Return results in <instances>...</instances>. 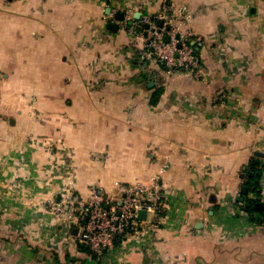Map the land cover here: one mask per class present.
Returning a JSON list of instances; mask_svg holds the SVG:
<instances>
[{
    "label": "crops",
    "instance_id": "1",
    "mask_svg": "<svg viewBox=\"0 0 264 264\" xmlns=\"http://www.w3.org/2000/svg\"><path fill=\"white\" fill-rule=\"evenodd\" d=\"M164 4L199 79L119 24ZM164 165L166 227L104 262L46 211L66 183L110 197ZM263 189L264 0H0V264H264V213L244 209Z\"/></svg>",
    "mask_w": 264,
    "mask_h": 264
},
{
    "label": "built area",
    "instance_id": "2",
    "mask_svg": "<svg viewBox=\"0 0 264 264\" xmlns=\"http://www.w3.org/2000/svg\"><path fill=\"white\" fill-rule=\"evenodd\" d=\"M184 12V7L164 4L152 17L134 20L124 15L119 24L140 41L146 57L166 76L185 74L199 79L203 75L200 57L191 44V33L184 32L179 22ZM166 168L164 165L160 169L149 186L120 183L110 197L94 185L84 200L73 184L66 183L46 203V211L59 223L74 228L78 242L96 262H104L112 251L131 243L141 244L145 237L166 227L169 195L161 178ZM259 201L264 205V189ZM141 213L145 214L143 218Z\"/></svg>",
    "mask_w": 264,
    "mask_h": 264
},
{
    "label": "trees",
    "instance_id": "3",
    "mask_svg": "<svg viewBox=\"0 0 264 264\" xmlns=\"http://www.w3.org/2000/svg\"><path fill=\"white\" fill-rule=\"evenodd\" d=\"M255 166H256V164L250 165V168H249L250 170H249V173H248L247 177L252 176V177H255L256 178L257 174H259V175L261 174L260 171H258V170L255 169L256 168ZM256 186L258 187V184ZM253 204L254 203L248 202L247 205H246V207L244 209L248 213H257L258 214V212L254 208Z\"/></svg>",
    "mask_w": 264,
    "mask_h": 264
},
{
    "label": "water",
    "instance_id": "4",
    "mask_svg": "<svg viewBox=\"0 0 264 264\" xmlns=\"http://www.w3.org/2000/svg\"><path fill=\"white\" fill-rule=\"evenodd\" d=\"M117 17H118V19L122 20V15H118ZM158 25H161V22H158ZM112 26H113V29L116 30V26L115 25H112ZM246 191H247V189L243 188L242 194L245 195ZM249 202L251 203V201H249ZM253 206L258 213H260V214L264 213V205L260 201L254 203ZM144 215H145L144 213H141L140 216L143 218Z\"/></svg>",
    "mask_w": 264,
    "mask_h": 264
}]
</instances>
